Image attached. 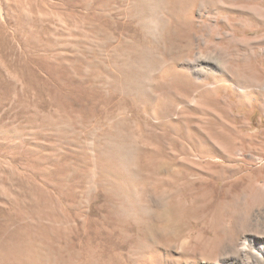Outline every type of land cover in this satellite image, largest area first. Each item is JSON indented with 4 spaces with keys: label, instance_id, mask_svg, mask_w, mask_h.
I'll return each mask as SVG.
<instances>
[{
    "label": "rangeland",
    "instance_id": "374dc122",
    "mask_svg": "<svg viewBox=\"0 0 264 264\" xmlns=\"http://www.w3.org/2000/svg\"><path fill=\"white\" fill-rule=\"evenodd\" d=\"M230 2L0 0V264H264V0Z\"/></svg>",
    "mask_w": 264,
    "mask_h": 264
},
{
    "label": "bare ground",
    "instance_id": "6f19581e",
    "mask_svg": "<svg viewBox=\"0 0 264 264\" xmlns=\"http://www.w3.org/2000/svg\"><path fill=\"white\" fill-rule=\"evenodd\" d=\"M230 1L232 2L233 0H230ZM231 2H230V3H231ZM233 4H235V3H233ZM244 16H245V15H244ZM254 16H255V15H254ZM245 17H246V16H245ZM243 18H244V17H243ZM246 18H247V17H246ZM249 21H250V20H249ZM253 22H254V21H253ZM254 24H255V23H254Z\"/></svg>",
    "mask_w": 264,
    "mask_h": 264
}]
</instances>
